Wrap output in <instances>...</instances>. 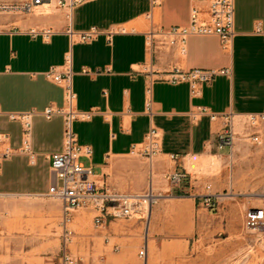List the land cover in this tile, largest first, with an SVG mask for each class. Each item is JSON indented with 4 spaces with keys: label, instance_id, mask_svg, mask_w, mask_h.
<instances>
[{
    "label": "crops",
    "instance_id": "crops-1",
    "mask_svg": "<svg viewBox=\"0 0 264 264\" xmlns=\"http://www.w3.org/2000/svg\"><path fill=\"white\" fill-rule=\"evenodd\" d=\"M57 1L41 3L30 13L0 12V132L7 134L1 145L14 149L0 166V229L28 235L22 237L37 243L35 250L48 244L60 250L62 202L50 194L54 175L49 155L63 148V117L47 118L41 111L64 105L62 85L45 73L69 61L76 109L92 111L76 118L73 126L78 142L93 148L82 161L93 167L100 188L134 193L151 184L162 194L147 217L110 218L107 228L131 231L126 252L111 254L107 261L95 256L85 264H178L190 251L215 264L217 231H227L223 241L234 238L233 212L244 215L253 205H248L249 196H242L215 199L210 208L199 195L264 189V173L232 166L228 174L225 166L227 156L237 150L264 147V138L256 144L239 137L232 148L220 142L225 114L264 110V0H234L231 47H224L216 34H191L184 45L150 39L151 31L188 24L192 0H86L71 11ZM196 4L207 18L208 1ZM68 27L77 32L94 27L98 33L80 40L70 36ZM31 28L52 32L33 35ZM173 64L183 69L231 67L232 72L201 84L193 93L187 82L157 79ZM200 108L205 110L193 116ZM30 109L35 113L26 153L18 150L22 124L8 114ZM152 126L160 132L161 151L149 161L133 150ZM234 155L240 162L246 154ZM176 170L187 172L179 185L166 178ZM94 214L89 207L76 211L72 226L85 231ZM139 220L146 227L142 237ZM140 245L147 246L145 258L137 252Z\"/></svg>",
    "mask_w": 264,
    "mask_h": 264
},
{
    "label": "built area",
    "instance_id": "built-area-1",
    "mask_svg": "<svg viewBox=\"0 0 264 264\" xmlns=\"http://www.w3.org/2000/svg\"><path fill=\"white\" fill-rule=\"evenodd\" d=\"M49 0H25L21 2H0V12L3 13H30L39 4ZM86 0H58V5L65 7L68 11ZM158 0H153L156 2ZM190 9V20L186 25H175L167 29L151 31L150 39L160 38L161 45H184L187 37L191 34H216L224 47H231L234 36V0H205L208 1V17H202V9L196 4L199 0H192ZM52 31L48 28H31L30 33L36 35L41 33L48 36ZM67 32L72 38L87 40L98 31L92 27L86 31H74L68 27ZM184 47L182 48V50ZM231 67L222 68H191L183 69L175 64L163 71L159 80L170 83L187 82L192 92L196 93L203 83L213 81L219 75H230ZM46 76L62 85L64 89V105L62 107L46 106L41 113L47 118L54 114H61L63 117V148L60 151L49 155L50 170L54 175V188L50 193L59 198L62 202V215L59 222L61 251L60 264H77V260L68 250V244L74 237L72 227L73 217L76 211L83 208H92L95 211L93 220L97 227L107 228L111 217L144 218L149 215L151 207L162 196L156 192L150 184L143 192L127 193L114 187L100 188L92 166L85 165L83 157H90L93 148L88 144L78 142L74 130V120L81 115H89L92 111L82 113L76 109V93L72 82V69L68 61L62 69L52 67L46 71ZM151 93V86L147 88ZM147 108L151 110V98L147 101ZM205 109L193 111V116L203 112ZM33 109L26 111H11L9 117L17 119L22 124V144L18 148L21 152L30 153L32 136ZM212 117H216L215 114ZM226 127L225 135L220 138L221 145L232 148L240 137L249 139L253 143L261 144L264 138V110L250 113L230 112L224 115ZM7 139V134L0 132V166L3 161L14 154V149L1 144ZM161 151L160 132L157 127L152 126L146 133L141 146L133 152L145 156L152 161L154 156ZM187 177L186 171H172L166 174L171 184L179 185ZM211 188L210 184L206 185ZM222 193H205L199 195L207 207H213L214 200L222 198ZM264 223V207L251 206L245 214V225L247 228H258ZM147 246L143 245L139 255L146 257Z\"/></svg>",
    "mask_w": 264,
    "mask_h": 264
},
{
    "label": "rangeland",
    "instance_id": "rangeland-1",
    "mask_svg": "<svg viewBox=\"0 0 264 264\" xmlns=\"http://www.w3.org/2000/svg\"><path fill=\"white\" fill-rule=\"evenodd\" d=\"M249 151L244 152V161L236 162V152L240 155L244 154L243 149L237 150L233 155H228L225 166L228 174L231 167L238 166L239 169L245 170L252 168L261 173H264V147L249 145ZM233 156V158L231 157ZM218 164L219 159H215ZM244 190L242 194H234L231 191H224L222 199H236L239 200L242 196H249L250 204L253 206L264 207V189ZM235 196V197H233ZM251 196V197H250ZM213 213V211H211ZM235 217V218H234ZM132 218L137 219V216ZM140 223L139 236L142 237L146 232L144 220L138 221ZM232 226L237 233L232 239L222 240L227 236V231L218 230L216 233V263L215 264H264V223L258 228H247L245 225V213L242 214L241 210L233 212V219L231 220ZM74 237L68 244V250L72 253L77 260V264H85L86 262L95 260L107 261L109 256L114 253L126 252L131 246V231L115 232L111 228L97 227L92 222L88 223L85 231H80L79 227L74 228ZM127 228V227H124ZM24 233H11L5 231L2 227L0 229V264H58L59 252L61 247L54 248L47 246L43 250H35L37 243L26 240L23 238ZM119 236H125L120 239ZM108 238V239H107ZM118 245L119 248L115 249L114 246ZM34 248V249H33ZM131 248V247H130ZM141 245L138 247L137 252L140 250ZM39 260L36 262V258ZM54 262V263H52ZM178 264H208L207 257L195 256L192 251L184 258L178 261Z\"/></svg>",
    "mask_w": 264,
    "mask_h": 264
},
{
    "label": "bare ground",
    "instance_id": "bare-ground-1",
    "mask_svg": "<svg viewBox=\"0 0 264 264\" xmlns=\"http://www.w3.org/2000/svg\"><path fill=\"white\" fill-rule=\"evenodd\" d=\"M48 4V3H47ZM44 6V5H43ZM43 8V7H42Z\"/></svg>",
    "mask_w": 264,
    "mask_h": 264
}]
</instances>
